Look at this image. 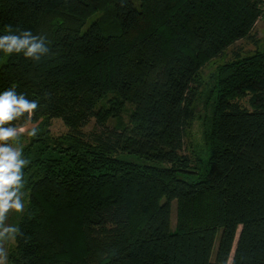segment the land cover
Here are the masks:
<instances>
[{"label": "trees", "instance_id": "1", "mask_svg": "<svg viewBox=\"0 0 264 264\" xmlns=\"http://www.w3.org/2000/svg\"><path fill=\"white\" fill-rule=\"evenodd\" d=\"M261 16L264 0H0V35L29 30L49 49L0 52V91L38 101L10 122L38 135L16 138L26 202L8 264H264V47L201 76L256 43ZM202 93L206 147L183 154Z\"/></svg>", "mask_w": 264, "mask_h": 264}, {"label": "clouds", "instance_id": "2", "mask_svg": "<svg viewBox=\"0 0 264 264\" xmlns=\"http://www.w3.org/2000/svg\"><path fill=\"white\" fill-rule=\"evenodd\" d=\"M42 35H34L29 30L19 34L0 35V52L5 54H23L26 58L38 60L48 52ZM38 108L36 99H28L25 94L18 93L15 86L0 91V220L9 210L20 212L24 208L21 199L23 187V169L28 164L21 147H13L8 141L20 136V131L10 122L22 117L25 113L31 115ZM29 136L38 135V129L33 127ZM18 231V229H13Z\"/></svg>", "mask_w": 264, "mask_h": 264}, {"label": "rangeland", "instance_id": "3", "mask_svg": "<svg viewBox=\"0 0 264 264\" xmlns=\"http://www.w3.org/2000/svg\"><path fill=\"white\" fill-rule=\"evenodd\" d=\"M94 16L90 17L89 20L84 25L83 29L86 27V25L89 23L90 20L93 19ZM252 36H254V39H256V43L253 42L251 39H242L234 43L233 45L229 46L227 50L224 52L223 56L217 57L216 59H213L211 62L204 65L201 69V76L203 77V81H208V75L213 71V68L215 65L220 63L221 61L228 60L232 57V55L236 52H240L242 54L248 53L253 51L257 45L258 48L264 47V16H261L253 30H252ZM2 61L0 60V65ZM205 101V94L202 93L198 96L197 101L192 107V113H191V124L188 129L185 142L188 147V150H183L182 153H187L190 150H194L195 152L200 150V147H203V142L201 138V121L205 113L207 112V104ZM241 104L246 105L245 99H242L240 101ZM131 105L129 103H126L122 109V112L119 113L116 116H111L107 120L106 124L110 128L112 126H118L121 124H125L128 120L129 113L131 111ZM32 124H26L23 126H20L17 128L18 131L23 129L21 133L26 134V131L29 128H32ZM50 133L52 136H58L60 134L65 133L68 129L62 122L60 118H54L51 120V124L49 127ZM100 127L96 124L94 119L89 120V122L82 127L81 131L83 132L84 136L87 139H90L91 132H99ZM91 140V139H90ZM20 141V142H18ZM27 138L24 137L21 140L18 139H10L8 143H10L13 147H21L25 144H27ZM206 146H204L205 148ZM123 159L136 161V162H144V160L140 157H137L133 154H118ZM182 177H185L187 180H193L196 175L195 174H180ZM21 199L25 205L26 202V191L21 188ZM24 209V208H23ZM23 211V210H22ZM22 211L17 212L15 210H9L8 213L5 214L4 218L0 220V264H8V253L10 249L14 246V234L15 231L13 229H16V225L19 221V218L22 214ZM170 224L171 228L174 227L175 224V203L172 204L171 209V217H170ZM240 230V227L237 229V232ZM218 238V234H217ZM217 241H215L214 249H216Z\"/></svg>", "mask_w": 264, "mask_h": 264}]
</instances>
